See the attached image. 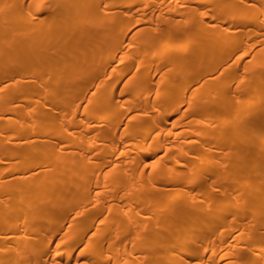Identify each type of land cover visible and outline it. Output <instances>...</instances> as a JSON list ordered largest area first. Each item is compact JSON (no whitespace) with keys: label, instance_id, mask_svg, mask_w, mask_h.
I'll list each match as a JSON object with an SVG mask.
<instances>
[{"label":"bare ground","instance_id":"bare-ground-1","mask_svg":"<svg viewBox=\"0 0 264 264\" xmlns=\"http://www.w3.org/2000/svg\"><path fill=\"white\" fill-rule=\"evenodd\" d=\"M0 264H264V0H0Z\"/></svg>","mask_w":264,"mask_h":264}]
</instances>
